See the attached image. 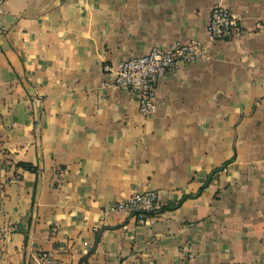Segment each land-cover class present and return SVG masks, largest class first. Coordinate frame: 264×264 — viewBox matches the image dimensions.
Segmentation results:
<instances>
[{
	"label": "crops",
	"instance_id": "crops-1",
	"mask_svg": "<svg viewBox=\"0 0 264 264\" xmlns=\"http://www.w3.org/2000/svg\"><path fill=\"white\" fill-rule=\"evenodd\" d=\"M216 3L240 31L208 42ZM192 39L208 57L157 82L153 114L106 83L105 63ZM144 190L145 222L109 210ZM44 253L264 264V0H0V264Z\"/></svg>",
	"mask_w": 264,
	"mask_h": 264
},
{
	"label": "built area",
	"instance_id": "built-area-1",
	"mask_svg": "<svg viewBox=\"0 0 264 264\" xmlns=\"http://www.w3.org/2000/svg\"><path fill=\"white\" fill-rule=\"evenodd\" d=\"M239 31V16L231 8L221 3H216L210 8L207 23L208 42L231 38ZM207 47V42L198 39L177 42L164 48H153L145 54H132L119 62L105 63L102 71L108 76L107 84L126 89L135 98L139 112L150 115L157 110V82L183 64L208 57ZM159 208V195L155 190L136 192L109 205L112 212H125L138 222H145ZM52 263V255L44 253L36 257L33 264Z\"/></svg>",
	"mask_w": 264,
	"mask_h": 264
},
{
	"label": "trees",
	"instance_id": "trees-1",
	"mask_svg": "<svg viewBox=\"0 0 264 264\" xmlns=\"http://www.w3.org/2000/svg\"><path fill=\"white\" fill-rule=\"evenodd\" d=\"M21 165L25 168H32V165L31 164H28V163H24V162H21ZM209 178L206 180V182L200 187L199 191L197 193H199L201 191V189L204 187V185L208 182Z\"/></svg>",
	"mask_w": 264,
	"mask_h": 264
}]
</instances>
